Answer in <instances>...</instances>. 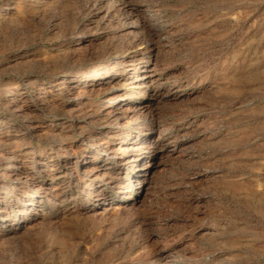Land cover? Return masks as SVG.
<instances>
[{"label":"rangeland","instance_id":"374dc122","mask_svg":"<svg viewBox=\"0 0 264 264\" xmlns=\"http://www.w3.org/2000/svg\"><path fill=\"white\" fill-rule=\"evenodd\" d=\"M0 264H264V0H0Z\"/></svg>","mask_w":264,"mask_h":264}]
</instances>
